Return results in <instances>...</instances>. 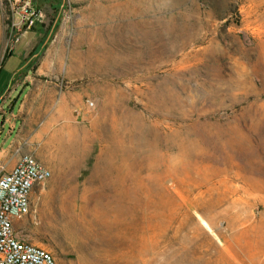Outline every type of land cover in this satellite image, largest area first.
I'll list each match as a JSON object with an SVG mask.
<instances>
[{
  "label": "rangeland",
  "instance_id": "374dc122",
  "mask_svg": "<svg viewBox=\"0 0 264 264\" xmlns=\"http://www.w3.org/2000/svg\"><path fill=\"white\" fill-rule=\"evenodd\" d=\"M8 55L0 148L11 128L52 172L27 242L56 264H264V0H0Z\"/></svg>",
  "mask_w": 264,
  "mask_h": 264
},
{
  "label": "built area",
  "instance_id": "2783aa9c",
  "mask_svg": "<svg viewBox=\"0 0 264 264\" xmlns=\"http://www.w3.org/2000/svg\"><path fill=\"white\" fill-rule=\"evenodd\" d=\"M51 176L32 155H23L9 172L0 160V264H56L47 250L27 242L14 227L30 214L34 188Z\"/></svg>",
  "mask_w": 264,
  "mask_h": 264
},
{
  "label": "crops",
  "instance_id": "0c3cea01",
  "mask_svg": "<svg viewBox=\"0 0 264 264\" xmlns=\"http://www.w3.org/2000/svg\"><path fill=\"white\" fill-rule=\"evenodd\" d=\"M7 86H5L6 88ZM4 88V90H5ZM3 90V91H4ZM18 89H15L14 91H17ZM6 125V124H5ZM13 129L10 128V132L8 137H11V142L9 144L8 147H1L0 148V158H1V162L4 165L5 169L7 172L11 171L13 169V167L17 164V162L19 161V159L22 157L21 155H18V146L13 142ZM18 152V153H17ZM14 227L16 228V224L14 225ZM20 236V235H19ZM22 237V236H20ZM23 238V237H22Z\"/></svg>",
  "mask_w": 264,
  "mask_h": 264
},
{
  "label": "bare ground",
  "instance_id": "6f19581e",
  "mask_svg": "<svg viewBox=\"0 0 264 264\" xmlns=\"http://www.w3.org/2000/svg\"><path fill=\"white\" fill-rule=\"evenodd\" d=\"M64 221V219H62V222ZM69 236L71 237V240L74 243H77L78 240H80V235L79 232L77 230H75V220L74 219H69L66 221V226L64 227Z\"/></svg>",
  "mask_w": 264,
  "mask_h": 264
},
{
  "label": "trees",
  "instance_id": "16d2710c",
  "mask_svg": "<svg viewBox=\"0 0 264 264\" xmlns=\"http://www.w3.org/2000/svg\"><path fill=\"white\" fill-rule=\"evenodd\" d=\"M13 57V55H8V57H6V63H5V65L0 69V75L2 74V72L4 71V69H5V67H6V65H7V62H8V60H10V58H12ZM24 63L23 62H21V66L23 65ZM20 95V94H19ZM18 95V96H19ZM17 96V97H18Z\"/></svg>",
  "mask_w": 264,
  "mask_h": 264
}]
</instances>
